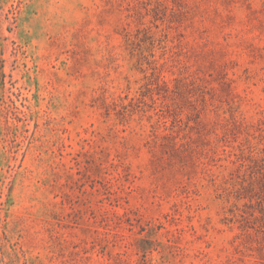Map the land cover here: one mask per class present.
Instances as JSON below:
<instances>
[{
	"label": "rangeland",
	"instance_id": "rangeland-1",
	"mask_svg": "<svg viewBox=\"0 0 264 264\" xmlns=\"http://www.w3.org/2000/svg\"><path fill=\"white\" fill-rule=\"evenodd\" d=\"M0 264H264V0H0Z\"/></svg>",
	"mask_w": 264,
	"mask_h": 264
}]
</instances>
